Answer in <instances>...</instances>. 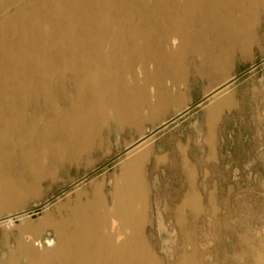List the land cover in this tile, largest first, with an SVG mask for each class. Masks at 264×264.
I'll use <instances>...</instances> for the list:
<instances>
[{
	"label": "bare ground",
	"instance_id": "bare-ground-1",
	"mask_svg": "<svg viewBox=\"0 0 264 264\" xmlns=\"http://www.w3.org/2000/svg\"><path fill=\"white\" fill-rule=\"evenodd\" d=\"M261 3L0 0V213L56 179L102 126L132 124L178 92V70L183 77L191 66L202 74L218 68L228 50L215 45L232 22H255ZM243 38L250 43L253 37ZM228 86L224 81L210 93L208 117L226 104V98L212 102ZM146 142L141 138L125 148L123 176L114 181L110 205L100 191L82 193L61 217L44 220L53 234L34 240L39 249L31 250L28 264H159L142 234L144 208H137L145 205L146 154L138 151ZM18 153L29 161L25 180L6 177L8 161ZM13 218L30 217L18 212L0 223ZM178 264H193V252L183 253ZM250 264H264V254Z\"/></svg>",
	"mask_w": 264,
	"mask_h": 264
},
{
	"label": "rangeland",
	"instance_id": "rangeland-1",
	"mask_svg": "<svg viewBox=\"0 0 264 264\" xmlns=\"http://www.w3.org/2000/svg\"><path fill=\"white\" fill-rule=\"evenodd\" d=\"M255 10V22H232L215 45L228 50L218 68L202 74L191 66L183 77L178 70L179 90L160 106H152L131 125L102 126L91 148L66 160L56 179L25 194L8 213L4 203L0 218L39 207L41 212L34 219L0 223V264H28L31 250L39 249L34 240L53 234L44 229V220L61 217L77 195L100 191L110 205L114 181L123 176L125 148L141 138L147 139L138 151L146 154L145 205L137 208H144L142 234L159 264H178L183 253L192 252L193 264H250L252 257L264 254L262 3ZM248 35L250 43L243 38ZM224 81L228 88L212 103L226 98V104L208 117L205 98ZM43 149L39 152L48 162ZM26 153L9 159L6 177L27 179Z\"/></svg>",
	"mask_w": 264,
	"mask_h": 264
},
{
	"label": "water",
	"instance_id": "water-1",
	"mask_svg": "<svg viewBox=\"0 0 264 264\" xmlns=\"http://www.w3.org/2000/svg\"><path fill=\"white\" fill-rule=\"evenodd\" d=\"M209 96H211V94L207 95L205 99H207ZM187 111H189V108H187L183 113H181V114L178 115L177 117H174V118L170 119V120L168 121L167 124L172 123L174 120H176V118L181 117V116L184 115ZM125 151H126V149H125ZM40 212H41V207L36 208V209H34V210H28V211L23 212V213H26L27 216H29L31 219H34L37 215H39ZM13 217H14V216H13Z\"/></svg>",
	"mask_w": 264,
	"mask_h": 264
}]
</instances>
